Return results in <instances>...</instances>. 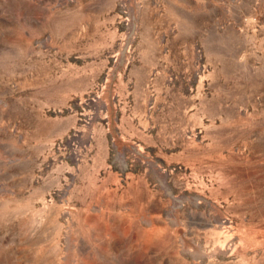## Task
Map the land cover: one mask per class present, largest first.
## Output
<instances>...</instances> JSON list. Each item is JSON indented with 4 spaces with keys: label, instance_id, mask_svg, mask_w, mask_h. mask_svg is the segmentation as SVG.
Wrapping results in <instances>:
<instances>
[{
    "label": "rangeland",
    "instance_id": "1",
    "mask_svg": "<svg viewBox=\"0 0 264 264\" xmlns=\"http://www.w3.org/2000/svg\"><path fill=\"white\" fill-rule=\"evenodd\" d=\"M0 264H264V0H0Z\"/></svg>",
    "mask_w": 264,
    "mask_h": 264
}]
</instances>
